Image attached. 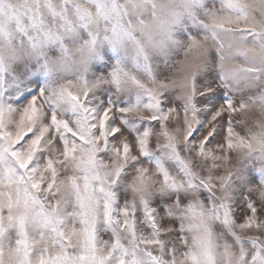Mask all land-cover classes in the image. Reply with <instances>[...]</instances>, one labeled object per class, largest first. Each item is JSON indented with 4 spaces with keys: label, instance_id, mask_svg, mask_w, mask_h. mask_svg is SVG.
Returning <instances> with one entry per match:
<instances>
[{
    "label": "clouds",
    "instance_id": "1",
    "mask_svg": "<svg viewBox=\"0 0 264 264\" xmlns=\"http://www.w3.org/2000/svg\"><path fill=\"white\" fill-rule=\"evenodd\" d=\"M0 264H264V0H0Z\"/></svg>",
    "mask_w": 264,
    "mask_h": 264
}]
</instances>
